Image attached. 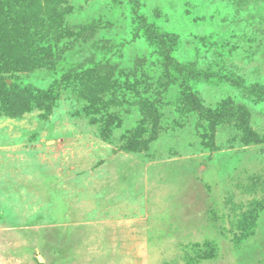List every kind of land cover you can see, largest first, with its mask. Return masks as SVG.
<instances>
[{
	"label": "rangeland",
	"instance_id": "rangeland-1",
	"mask_svg": "<svg viewBox=\"0 0 264 264\" xmlns=\"http://www.w3.org/2000/svg\"><path fill=\"white\" fill-rule=\"evenodd\" d=\"M0 264H264V0H0Z\"/></svg>",
	"mask_w": 264,
	"mask_h": 264
},
{
	"label": "crops",
	"instance_id": "crops-1",
	"mask_svg": "<svg viewBox=\"0 0 264 264\" xmlns=\"http://www.w3.org/2000/svg\"><path fill=\"white\" fill-rule=\"evenodd\" d=\"M100 188H99V191H94V190H92V193H91V195H92V197H93V201H94V199L95 200H97V202H98V200L99 201H101L103 198H105V196H107L106 194L107 193H109L110 191H106L105 189L107 188V186L106 185H100L99 186ZM93 189V188H92ZM114 189L116 190V191H120L121 190V188L120 187H118L117 185H115L114 186ZM114 195H115V193H114ZM109 197V196H108ZM116 197H118L117 196V194L115 195V199H118V198H116ZM115 199H113L114 201V203H116L115 202ZM119 200V199H118ZM118 208V207H117ZM113 222H114V225H117V226H119L120 224H122V223H127V222H129V223H131L132 222V220L131 219H126V218H118V219H114L113 220Z\"/></svg>",
	"mask_w": 264,
	"mask_h": 264
}]
</instances>
